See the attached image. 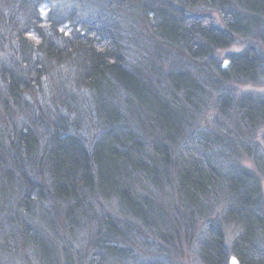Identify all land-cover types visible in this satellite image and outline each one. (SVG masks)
I'll list each match as a JSON object with an SVG mask.
<instances>
[{
	"label": "rangeland",
	"instance_id": "374dc122",
	"mask_svg": "<svg viewBox=\"0 0 264 264\" xmlns=\"http://www.w3.org/2000/svg\"><path fill=\"white\" fill-rule=\"evenodd\" d=\"M17 1L21 0H11L16 7ZM240 1L36 0L30 5L39 12V30L30 24L25 28L0 24V63L4 61L25 82L19 100L6 94L0 83V264H203L200 247L216 228L222 233L229 264L241 230L225 219L231 200L225 192L230 184L224 186L223 181L238 172L249 174L264 202V119L258 114L246 117L257 113V103L264 99V47L255 30L231 34L224 47L200 43L192 36L165 38L158 14L174 7L187 18V27L203 17L205 23L224 31L228 14L241 9ZM5 3L4 16L11 8ZM22 7L18 5L19 20L24 17ZM94 18L115 29L128 68L146 80L148 88L140 92L141 99L123 92L96 94L81 83L78 64H56L36 50L39 36H53L57 45L71 37L82 21ZM19 29L31 46L30 58L38 63L35 73L16 51ZM248 48L261 55L260 69L252 79L234 77L238 76L234 61ZM160 104L173 114L176 130L150 119L159 115ZM113 110L117 122L140 142L137 154L143 169L131 176L129 184L146 220H141L145 215L132 216L116 199L103 197H94L85 212L67 218L64 204L50 194L44 163L48 139L54 129L65 130L91 148L111 125L118 128V123L108 122ZM26 126L35 141L30 151L19 150L18 165L9 135ZM159 144L170 154L165 166L157 156ZM190 157L197 160L195 167L206 179L205 196L195 194L191 186H178V168L184 170ZM209 164L220 173L217 177ZM217 178L219 188L214 191ZM25 191L28 199L23 203ZM102 216L123 232L115 242L124 248L122 254L112 257L95 246L96 239L104 244ZM257 242L261 250L257 254L264 255V237L258 235Z\"/></svg>",
	"mask_w": 264,
	"mask_h": 264
},
{
	"label": "trees",
	"instance_id": "16d2710c",
	"mask_svg": "<svg viewBox=\"0 0 264 264\" xmlns=\"http://www.w3.org/2000/svg\"><path fill=\"white\" fill-rule=\"evenodd\" d=\"M33 1L36 0L16 2L23 6L21 10L24 17L19 20L16 16L20 11L18 5L16 7L11 0H0V24H12L14 27L17 24H24V28L35 25V28L39 30L38 24L41 20L36 6L30 5ZM5 2L11 6L6 16H4ZM240 2L241 9L228 14L224 31L205 23L206 20L203 17L194 19L190 27H187V18L185 19L179 9L170 7V12L164 10L158 14L160 32L162 34L164 32L165 38L185 40L192 36L197 37L200 43L206 41L211 46L224 47L231 42V34L247 35L255 30L258 31L259 42L264 47V0H241ZM100 20L94 18L82 21L81 27L75 30L71 37L63 39L57 45L54 43L58 40H55L53 36L41 35L39 36L41 41L37 44L36 50L49 56L48 58L53 63L68 61L76 66L78 64L81 70V83L96 94L113 95L123 92L135 100L136 98L141 99L140 92L148 88L146 80L128 68L117 32L115 29L108 28ZM16 40V51H20L23 55L29 71L35 73V69H39L38 63L30 58L31 46L22 39L21 29L18 30ZM261 58L259 52L252 48L243 51L237 56L236 62L234 61V73L238 75L234 77L252 79L253 74L260 69ZM0 83L4 86L6 94L16 97L17 100L20 99L19 95L23 93L21 86L25 87V82L17 75V71L5 65L4 61L0 63ZM163 105L157 106V109L161 108L159 115H153L150 119L160 123L161 126L167 125L176 130L177 125L173 114L165 104ZM256 111L257 113L246 115V117L254 118L258 114L264 119V99L257 103ZM116 114L117 112L113 110L108 121L110 124L118 123ZM117 126L118 128H114L111 125L91 148L80 136L65 132V130L59 132L54 129L48 139L44 163L49 179L50 194L53 199L64 204L67 218L73 217L76 211L85 212L87 205H90V200L94 197H103L116 199L132 216L145 215L141 220H146L147 216L140 201L135 197V188L133 184H129L131 176L137 174L138 169H143V164L137 154L140 142L132 131L123 127L121 122ZM32 134V130L26 126L24 130L9 135L14 163L19 165L18 155L21 148L30 151L34 140ZM156 152L163 166L167 165L171 159L166 146L156 145ZM186 159L189 165L184 170L178 168V186H191L195 194L205 196L207 192L202 188V183L206 185V179L195 167L197 160L191 157ZM209 166L214 175L219 173L214 165L209 164ZM150 169L151 172L154 171L153 166H150ZM190 171L191 174H186ZM219 178L214 183L216 185L212 187L214 191L219 186ZM251 179L249 174L238 172L233 177H226L223 181L224 186L230 184L225 192L231 200V206L225 213V219L234 221L240 226V234L236 237L232 247L233 256L238 259L239 264H264V255L257 254L261 253L258 249V235L261 238L264 237V202L258 184ZM28 185L29 183H26V186ZM27 199L28 193L25 191L23 203ZM99 224L104 228L101 238L104 244L101 245L96 239L95 246L104 249L105 254L112 255V257L119 253L122 254L124 248L115 244L118 236L123 235L121 229L106 216H102ZM154 227L157 226L154 225ZM22 232L27 235L25 226H22ZM98 233L100 234V229ZM29 237L34 238L32 235ZM199 253L203 264H226V250L220 230L216 228L215 233L209 234L201 245Z\"/></svg>",
	"mask_w": 264,
	"mask_h": 264
},
{
	"label": "water",
	"instance_id": "95a60500",
	"mask_svg": "<svg viewBox=\"0 0 264 264\" xmlns=\"http://www.w3.org/2000/svg\"><path fill=\"white\" fill-rule=\"evenodd\" d=\"M224 63H227V62L225 61ZM223 66H224V65H223ZM234 262H235V264H239L238 259H237L235 256H231V257L229 258V264H234Z\"/></svg>",
	"mask_w": 264,
	"mask_h": 264
},
{
	"label": "snow or ice",
	"instance_id": "6c2138e0",
	"mask_svg": "<svg viewBox=\"0 0 264 264\" xmlns=\"http://www.w3.org/2000/svg\"><path fill=\"white\" fill-rule=\"evenodd\" d=\"M234 264H235V262H234Z\"/></svg>",
	"mask_w": 264,
	"mask_h": 264
}]
</instances>
